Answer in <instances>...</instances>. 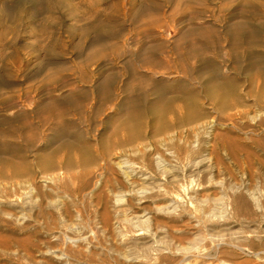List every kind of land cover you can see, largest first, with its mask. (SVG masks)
<instances>
[{
  "label": "rangeland",
  "instance_id": "374dc122",
  "mask_svg": "<svg viewBox=\"0 0 264 264\" xmlns=\"http://www.w3.org/2000/svg\"><path fill=\"white\" fill-rule=\"evenodd\" d=\"M195 240L264 264V0H0V264Z\"/></svg>",
  "mask_w": 264,
  "mask_h": 264
},
{
  "label": "bare ground",
  "instance_id": "6f19581e",
  "mask_svg": "<svg viewBox=\"0 0 264 264\" xmlns=\"http://www.w3.org/2000/svg\"><path fill=\"white\" fill-rule=\"evenodd\" d=\"M177 201H178L177 199L176 201L175 200L171 201V204L164 208V210L167 211V214H174L177 211V209L180 207V203H178ZM223 212L224 210H222L220 213H223ZM128 223L131 226L130 227L131 230L129 232L132 233L133 237H140L141 235L143 236L146 235V236H151V237L155 236V233H152L149 230V224H150L149 219L142 220V219L137 218L136 220H134V222L130 220ZM139 227H143V228H139ZM117 228H120V226L118 225ZM118 232L121 235V237H124L125 235H127V231L124 232L122 231L121 228L120 230H118ZM203 241L204 240H202V243H204ZM79 242H81V240H77V239L75 240L69 236H65L63 245H65V250H67L71 246H77ZM194 242L195 243H191L189 244L188 247H184V248H181L179 245L173 246V252H171V255H172L171 257L173 259L169 260V262L164 260L162 264H183L187 259L197 258V257L208 259L209 253H208V250H206V247H204L202 243L198 244L196 240ZM154 243L156 245L152 247L148 246L147 248L141 250V254L143 258H147L148 254L151 251L152 253H155V255H157V254H160V252L163 250L160 248L159 242H154Z\"/></svg>",
  "mask_w": 264,
  "mask_h": 264
}]
</instances>
